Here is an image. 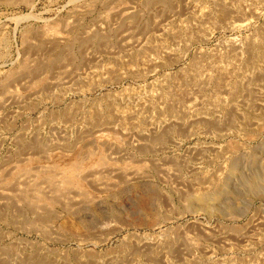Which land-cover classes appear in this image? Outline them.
Here are the masks:
<instances>
[{
	"label": "rangeland",
	"instance_id": "374dc122",
	"mask_svg": "<svg viewBox=\"0 0 264 264\" xmlns=\"http://www.w3.org/2000/svg\"><path fill=\"white\" fill-rule=\"evenodd\" d=\"M29 263L264 264V0H0V264Z\"/></svg>",
	"mask_w": 264,
	"mask_h": 264
},
{
	"label": "bare ground",
	"instance_id": "6f19581e",
	"mask_svg": "<svg viewBox=\"0 0 264 264\" xmlns=\"http://www.w3.org/2000/svg\"><path fill=\"white\" fill-rule=\"evenodd\" d=\"M80 166V165H79ZM82 168V167H81ZM57 169V168H56ZM74 170H76L75 168H74ZM77 170H80V169H77ZM76 170V171H77ZM50 171V170H49ZM52 171V170H51ZM75 171V172H76ZM75 172H73V173H75ZM26 173H27V170H26ZM25 173V174H26ZM45 173V172H44ZM53 173V172H52ZM56 173H57V171H56ZM80 173V172H79ZM65 174V173H64ZM41 175V174H40ZM54 175V174H53ZM62 175V174H61ZM60 175V176H61ZM22 176H23V174H22ZM21 176V177H22ZM26 176V175H25ZM27 176H28V174H27ZM63 176H65V175H63ZM75 176H77V175H75ZM24 177V176H23ZM22 177V178H23ZM42 177V176H41ZM53 177V176H52ZM57 177L58 178H60L58 175H57ZM62 177V176H61ZM67 177V176H66ZM74 177V176H73ZM27 178V177H26ZM57 178V179H58ZM74 178H76V177H74ZM57 179H55V180H57ZM79 179H80V177H79ZM28 180V179H27ZM48 180H50V178L48 179ZM53 180H54V178H53ZM67 180V179H66ZM23 181H25V179L24 180H22V182ZM47 181V180H46ZM59 181V180H58ZM68 181V180H67ZM21 182V181H20ZM20 182H18V183H20ZM28 182H30V181H27V183H25V184H23V183H20V186H21V184L23 185V191H22V193H21V195H22V198L24 199V200H26L27 198L29 199V197H30V199H31V202H32V199H34L35 201H38L39 199H42L43 197H44V195L40 192V190L38 189V184H37V182H36V184H37V186L36 185H34V184H32V182H30L31 184H29ZM42 182H44V181H42ZM48 182V181H47ZM46 182V183H47ZM61 182V181H60ZM59 182V183H60ZM65 182V181H64ZM70 180L68 181V182H65L66 183V185L68 186L69 184H70ZM62 183V182H61ZM65 183H63V184H65ZM53 184H54V182H53ZM56 184V183H55ZM72 184V183H71ZM70 184V185H71ZM78 184V183H77ZM254 184V183H253ZM18 185V184H17ZM47 185V184H46ZM49 185V184H48ZM47 185V186H48ZM51 185V184H50ZM59 185V184H58ZM76 185V184H75ZM62 186V185H61ZM56 187V186H55ZM17 188H18V186H17ZM55 189V188H54ZM59 190H60V192L63 190L64 191V188H63V186L62 187H59L58 188ZM54 190V192L56 193V192H58L59 190ZM71 189H73V188H71ZM71 189H67V190H69V192H70V190ZM20 190V189H19ZM21 190H22V188H21ZM50 190H52V188L50 189ZM66 190V191H67ZM63 191H62V193H63ZM68 192V193H69ZM20 193V192H19ZM52 193H53V191H52ZM67 194V193H66ZM64 195V194H63ZM68 195V194H67ZM19 196H20V194H19ZM59 197H60V195H58ZM26 200V201H30V200ZM23 201V200H22ZM35 201H33V202H35ZM40 202V201H39ZM38 203V202H37ZM35 204H36V202H35ZM33 205V204H32ZM30 264V263H29Z\"/></svg>",
	"mask_w": 264,
	"mask_h": 264
}]
</instances>
